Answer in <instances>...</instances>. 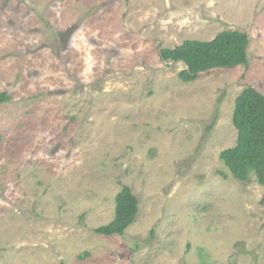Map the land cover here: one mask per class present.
I'll return each mask as SVG.
<instances>
[{"label": "rangeland", "instance_id": "374dc122", "mask_svg": "<svg viewBox=\"0 0 264 264\" xmlns=\"http://www.w3.org/2000/svg\"><path fill=\"white\" fill-rule=\"evenodd\" d=\"M224 30L247 63L178 76ZM264 94V0H0V264H264V186L233 177L234 101ZM127 185L123 234L95 229Z\"/></svg>", "mask_w": 264, "mask_h": 264}, {"label": "trees", "instance_id": "16d2710c", "mask_svg": "<svg viewBox=\"0 0 264 264\" xmlns=\"http://www.w3.org/2000/svg\"><path fill=\"white\" fill-rule=\"evenodd\" d=\"M248 36L239 30H224L210 40L185 39L174 47L160 49L163 60L181 61L185 68L178 76L184 81L194 80L202 71L246 65ZM11 99L7 91H0V104ZM232 123L237 130L236 143L222 149L219 158L234 178L246 181L251 175L264 186V94L246 86L236 96ZM112 219L98 226L102 235L123 234L135 220L138 198L127 185L114 197Z\"/></svg>", "mask_w": 264, "mask_h": 264}]
</instances>
